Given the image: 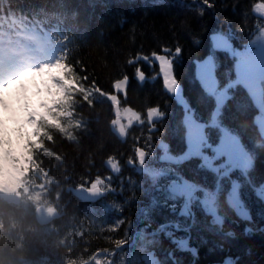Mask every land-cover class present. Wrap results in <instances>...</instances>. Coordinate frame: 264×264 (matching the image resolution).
<instances>
[{
    "label": "trees",
    "instance_id": "1",
    "mask_svg": "<svg viewBox=\"0 0 264 264\" xmlns=\"http://www.w3.org/2000/svg\"><path fill=\"white\" fill-rule=\"evenodd\" d=\"M190 2L167 0V3L159 5L152 0L63 2L68 12L76 14V31L69 33L71 41L60 62L62 89L50 95L53 96L49 100L52 107L46 110L49 116L41 121L38 138L29 141L26 148L31 156L30 170L31 173H46V183L55 185V192H60L61 196L67 195L63 204L69 212L71 203H81L65 192L66 187L90 185L97 181L101 188L109 187L110 183L104 180L112 174L106 164L116 163L122 172L120 176L124 178V185L119 188L123 195L111 194L102 200L108 210H115L118 218L115 223L119 228L91 219L66 220L61 222L63 225L58 232L47 234L38 227L34 215L24 214V207L0 201V264H24L20 258L34 264L44 255L53 258V253L58 260H71L62 264H79L95 251L104 249L112 252L117 244L128 240L130 230L131 233L143 230L137 201L143 202L145 195L139 185L133 191L131 184L127 183V165L134 137L139 135L137 126L141 119L147 121L149 118L145 108L156 103L163 105L165 97L162 80L152 79L160 71L158 64L148 66L140 60L141 72L137 64H130V59L138 52L142 55H151L153 51L162 54L163 47H174L179 42L185 53L183 61L174 66L175 75L190 86L195 76V60L203 56L211 45V29H226L228 25L223 21L227 17L232 21L231 28L235 32L241 24V9L248 11V27H254L258 17L260 25H264V19L256 9L264 6L260 0H239L235 15L230 10L233 0H215L216 8L203 20H198L194 12L187 10L186 5ZM17 4L18 7L24 6V0H18ZM223 4L229 8L222 9ZM203 25L207 28L202 29ZM187 30L195 36H185L183 33ZM193 39L201 40L203 47H192ZM247 40L244 33L237 32L231 43L240 49ZM216 58L218 78L226 80L230 74L234 79L233 61L228 53L218 51ZM148 62L151 63L150 58ZM138 80L146 81L141 84ZM119 84L123 85V90L117 91L114 87ZM238 87L245 92L241 85ZM189 90V87L185 88V92ZM107 96H115L116 105ZM124 108L132 111L136 122L121 129L124 133L121 138L114 132V123L118 119L116 112ZM173 148L177 145L173 144ZM41 184L34 178L28 182L32 193ZM31 192L24 194V190H20V195H30ZM40 192L48 195L46 188ZM75 210L71 209L72 215H75ZM231 219L223 225V231H204L201 233L203 239L194 238L193 247L197 253L188 257L191 264H213L233 251L239 257V264H264V231L243 234L245 227L259 229L263 224L259 221L251 224L231 222ZM228 231L233 235L228 236ZM152 247L156 248L161 264H168L164 250L141 236L137 237L130 255L119 251L105 258V262L147 264L142 254L151 253Z\"/></svg>",
    "mask_w": 264,
    "mask_h": 264
},
{
    "label": "snow or ice",
    "instance_id": "2",
    "mask_svg": "<svg viewBox=\"0 0 264 264\" xmlns=\"http://www.w3.org/2000/svg\"><path fill=\"white\" fill-rule=\"evenodd\" d=\"M152 2L159 5L167 0ZM216 6L215 0H191L186 8L203 20ZM238 7L239 0H233V15ZM228 8L222 5V9ZM239 14L241 24L235 32L227 17L223 21L226 29H211V45L195 60L190 86L175 75L174 66L183 61L185 53L179 42L163 47L162 54L138 52L130 59L141 72L140 60L148 63L149 58L148 64H158L160 69L152 79L162 80L165 99L163 105L145 108L149 118L141 119L137 126L128 178L134 180L132 190L139 185L145 195L143 202L137 201L142 231L164 250L168 264H191L188 257L196 253L194 238L203 239L204 231H223L230 217L231 222L251 224L254 213L264 216V40L254 39L264 25L258 17L255 26L248 27L247 9ZM237 32L248 39L243 51H236L231 43ZM183 34L195 36L190 30ZM192 47H203L201 40L193 39ZM218 51L229 52L236 59L235 81L230 74L226 80L218 78ZM240 85L246 92H241ZM151 256L161 264L155 247ZM225 264L232 262L226 260Z\"/></svg>",
    "mask_w": 264,
    "mask_h": 264
},
{
    "label": "rangeland",
    "instance_id": "3",
    "mask_svg": "<svg viewBox=\"0 0 264 264\" xmlns=\"http://www.w3.org/2000/svg\"><path fill=\"white\" fill-rule=\"evenodd\" d=\"M47 76V71L39 74L38 78H41L40 86H42V82L47 79ZM38 78L33 82H36ZM29 90L30 88L28 86L24 90V79L22 78L13 83L12 90H10L8 86H4L0 90V122L4 124L8 131H12L16 128L20 122L24 125V117L27 113H25V108ZM7 150H10L13 156L18 155V149L12 148ZM17 165L19 170H21L20 163ZM14 181L15 179L4 181L6 185L3 187L2 191L4 193H11L15 189Z\"/></svg>",
    "mask_w": 264,
    "mask_h": 264
},
{
    "label": "bare ground",
    "instance_id": "4",
    "mask_svg": "<svg viewBox=\"0 0 264 264\" xmlns=\"http://www.w3.org/2000/svg\"><path fill=\"white\" fill-rule=\"evenodd\" d=\"M53 256H56V254H55V253H53Z\"/></svg>",
    "mask_w": 264,
    "mask_h": 264
}]
</instances>
